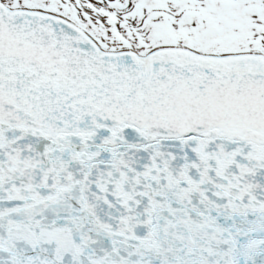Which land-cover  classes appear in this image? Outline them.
<instances>
[{"label": "snow or ice", "instance_id": "obj_1", "mask_svg": "<svg viewBox=\"0 0 264 264\" xmlns=\"http://www.w3.org/2000/svg\"><path fill=\"white\" fill-rule=\"evenodd\" d=\"M0 264H264V0H0Z\"/></svg>", "mask_w": 264, "mask_h": 264}]
</instances>
